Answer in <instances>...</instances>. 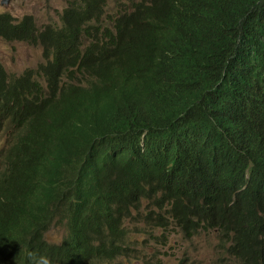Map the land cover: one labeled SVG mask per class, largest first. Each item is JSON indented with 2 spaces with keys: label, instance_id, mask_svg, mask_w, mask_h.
<instances>
[{
  "label": "trees",
  "instance_id": "obj_1",
  "mask_svg": "<svg viewBox=\"0 0 264 264\" xmlns=\"http://www.w3.org/2000/svg\"><path fill=\"white\" fill-rule=\"evenodd\" d=\"M127 1L106 20L69 0L40 28L0 13L43 57L0 61V264H106L133 253L130 220L264 264V0Z\"/></svg>",
  "mask_w": 264,
  "mask_h": 264
},
{
  "label": "rangeland",
  "instance_id": "obj_2",
  "mask_svg": "<svg viewBox=\"0 0 264 264\" xmlns=\"http://www.w3.org/2000/svg\"><path fill=\"white\" fill-rule=\"evenodd\" d=\"M68 1L0 0V13L10 12L17 19L31 15L39 28L44 24L59 25L60 12ZM106 1L105 17L110 20L122 7L112 9L118 0ZM0 61L9 73L20 74L24 69L34 68L43 61L42 47L26 41H6L0 38ZM62 196L63 193L59 192L55 202L60 207L64 205ZM56 224L45 234L53 242L61 240L67 231L63 221ZM126 226L129 234L126 240H132L129 248L134 250L133 253L106 264H237L229 257L227 245L220 241L218 233L214 231L200 232L188 239L171 222L167 230L146 229L142 223L133 220L128 221Z\"/></svg>",
  "mask_w": 264,
  "mask_h": 264
},
{
  "label": "clouds",
  "instance_id": "obj_3",
  "mask_svg": "<svg viewBox=\"0 0 264 264\" xmlns=\"http://www.w3.org/2000/svg\"><path fill=\"white\" fill-rule=\"evenodd\" d=\"M170 221H171V219H169ZM172 222V221H171ZM54 225H57V224H54ZM54 225H52V226H54ZM51 226V227H52ZM50 227V228H51ZM66 227V226H65ZM49 228V229H50ZM67 228V227H66ZM48 229V230H49ZM47 230V231H48ZM179 230V229H178ZM46 231V232H47ZM180 231V230H179ZM46 232H45V234H46ZM182 233V232H181ZM183 234V233H182ZM197 235V234H196ZM194 237V236H193ZM187 238V237H186ZM192 238V237H191ZM63 239V238H62ZM61 239V240H62ZM188 239H190V238H188ZM61 240H59V242H61ZM28 256H29V259H30V262H31V264H52V261H51V259L47 256V255H44V254H41V253H38V252H30L29 254H28Z\"/></svg>",
  "mask_w": 264,
  "mask_h": 264
},
{
  "label": "water",
  "instance_id": "obj_4",
  "mask_svg": "<svg viewBox=\"0 0 264 264\" xmlns=\"http://www.w3.org/2000/svg\"><path fill=\"white\" fill-rule=\"evenodd\" d=\"M3 2H7V0H3Z\"/></svg>",
  "mask_w": 264,
  "mask_h": 264
},
{
  "label": "bare ground",
  "instance_id": "obj_5",
  "mask_svg": "<svg viewBox=\"0 0 264 264\" xmlns=\"http://www.w3.org/2000/svg\"><path fill=\"white\" fill-rule=\"evenodd\" d=\"M47 239V238H46Z\"/></svg>",
  "mask_w": 264,
  "mask_h": 264
}]
</instances>
